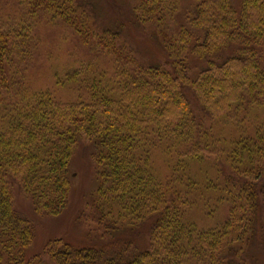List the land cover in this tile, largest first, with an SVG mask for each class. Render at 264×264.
Here are the masks:
<instances>
[{"label":"trees","instance_id":"1","mask_svg":"<svg viewBox=\"0 0 264 264\" xmlns=\"http://www.w3.org/2000/svg\"><path fill=\"white\" fill-rule=\"evenodd\" d=\"M79 1L52 10L27 0L90 57L48 86L31 89L26 77L36 39L0 21V264H256L244 254L258 229L264 240V0H191L186 10L181 0H131L136 28L174 60L170 69L119 29L72 28L75 13L93 18ZM190 56L204 62L194 75ZM82 140L96 188L79 219L100 241L130 230L129 244L103 258L59 240L28 257L34 229L13 209L12 181L35 212L60 215ZM221 211L220 223L200 225Z\"/></svg>","mask_w":264,"mask_h":264},{"label":"rangeland","instance_id":"2","mask_svg":"<svg viewBox=\"0 0 264 264\" xmlns=\"http://www.w3.org/2000/svg\"><path fill=\"white\" fill-rule=\"evenodd\" d=\"M59 0H50V8L55 9ZM79 1V0H78ZM84 3L92 4V19L84 23L80 16L75 13L73 18L74 29H79L83 25H92L94 27L106 28L110 31L119 29L122 38L131 47L143 56L149 58L148 62L160 60V64L170 69L169 63L174 61L167 57L161 47L154 43V38L149 37L148 33L139 32L137 24L131 14V0H83ZM68 0H61V3L67 4ZM80 2V1H79ZM81 3V2H80ZM191 0H181L182 10H186ZM182 13V12H181ZM181 13L178 15V25H186L185 18ZM46 16L48 14H45ZM9 19L15 24L24 25L27 28V34L36 39L35 45L29 52V58L23 64L27 66L26 77L31 89H36L51 84L50 77L53 72L68 68H76L78 63L89 59L85 47L80 44L68 28L59 24H50L46 18H39L35 13V8L28 6L27 0H0V21L6 22ZM169 26V25H168ZM87 29V26H86ZM90 28L88 32H91ZM81 32H85L84 29ZM178 32V30H177ZM98 35V32H96ZM136 43V46H134ZM116 50V49H115ZM179 58L182 54L179 53ZM87 59V60H88ZM189 75H194L202 67L204 62L198 61L190 56ZM113 63L108 64L111 75L113 73ZM91 145L82 140L77 145L70 162L71 171V191L66 209L56 217H46L35 212L32 202L24 194L21 186L15 181L12 183V206L13 209L26 217L34 229L32 244L28 250V257L41 255L49 244L55 241L63 240L65 243L74 247H83L84 244L95 246L103 250V258L115 254L122 245L129 244L126 235H130V230L124 232L112 233L107 235V240L100 241V235L91 232L81 221L80 214L84 210L86 202L89 201L91 194L94 193L96 182L94 178V167L91 162ZM225 212V210H223ZM223 218V212L217 214L211 221L200 224L204 228L214 227ZM95 229V228H94ZM255 244L250 247V252L244 254L247 260H255L256 264H264V240L261 239V233L258 229ZM145 242V238H138L136 244ZM135 243V241H134Z\"/></svg>","mask_w":264,"mask_h":264}]
</instances>
